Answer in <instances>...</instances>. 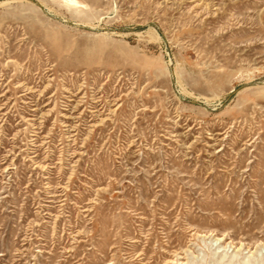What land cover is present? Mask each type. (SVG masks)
Returning a JSON list of instances; mask_svg holds the SVG:
<instances>
[{"label":"rangeland","instance_id":"374dc122","mask_svg":"<svg viewBox=\"0 0 264 264\" xmlns=\"http://www.w3.org/2000/svg\"><path fill=\"white\" fill-rule=\"evenodd\" d=\"M0 264H264V0H0Z\"/></svg>","mask_w":264,"mask_h":264}]
</instances>
